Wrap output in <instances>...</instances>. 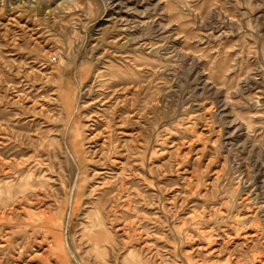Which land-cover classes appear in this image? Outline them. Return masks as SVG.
<instances>
[{"label": "rangeland", "instance_id": "rangeland-1", "mask_svg": "<svg viewBox=\"0 0 264 264\" xmlns=\"http://www.w3.org/2000/svg\"><path fill=\"white\" fill-rule=\"evenodd\" d=\"M0 264H264V0H0Z\"/></svg>", "mask_w": 264, "mask_h": 264}]
</instances>
